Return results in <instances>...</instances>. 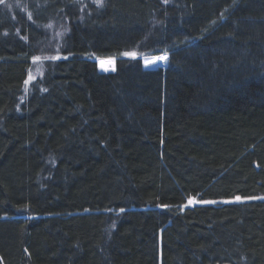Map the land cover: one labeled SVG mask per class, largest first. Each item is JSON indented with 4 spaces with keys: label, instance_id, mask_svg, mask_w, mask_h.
<instances>
[{
    "label": "trees",
    "instance_id": "trees-1",
    "mask_svg": "<svg viewBox=\"0 0 264 264\" xmlns=\"http://www.w3.org/2000/svg\"><path fill=\"white\" fill-rule=\"evenodd\" d=\"M223 263L264 264V0H0V264Z\"/></svg>",
    "mask_w": 264,
    "mask_h": 264
},
{
    "label": "rangeland",
    "instance_id": "rangeland-1",
    "mask_svg": "<svg viewBox=\"0 0 264 264\" xmlns=\"http://www.w3.org/2000/svg\"><path fill=\"white\" fill-rule=\"evenodd\" d=\"M161 57H165V59H160ZM107 59H112V63H109L108 69H103L100 62L97 61L99 68L103 71H111L115 67V59L114 58H107ZM99 60V59H98ZM167 64V54H160V55H155V56H150V57H145L144 58V65L149 68H154V67H164ZM42 70V64L40 61H36V63H33L32 68L30 69L28 80L31 78H34L37 74H39ZM191 201V203H190ZM194 202H197L196 199H190L188 200L187 204H192ZM223 264H228V263H223Z\"/></svg>",
    "mask_w": 264,
    "mask_h": 264
},
{
    "label": "bare ground",
    "instance_id": "bare-ground-1",
    "mask_svg": "<svg viewBox=\"0 0 264 264\" xmlns=\"http://www.w3.org/2000/svg\"><path fill=\"white\" fill-rule=\"evenodd\" d=\"M98 62H100V64H101V66H102L103 69H108L109 68V65H107V64L112 63L113 61H112V59L100 58L98 60Z\"/></svg>",
    "mask_w": 264,
    "mask_h": 264
},
{
    "label": "snow or ice",
    "instance_id": "snow-or-ice-1",
    "mask_svg": "<svg viewBox=\"0 0 264 264\" xmlns=\"http://www.w3.org/2000/svg\"><path fill=\"white\" fill-rule=\"evenodd\" d=\"M124 55L135 56L136 54L135 53H125ZM160 59H165V57H161ZM240 199H241L240 197H236V200H240ZM212 203H214V201H212Z\"/></svg>",
    "mask_w": 264,
    "mask_h": 264
}]
</instances>
